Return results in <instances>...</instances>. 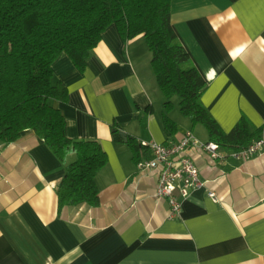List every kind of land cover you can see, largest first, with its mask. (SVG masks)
I'll use <instances>...</instances> for the list:
<instances>
[{"label": "crops", "instance_id": "0c3cea01", "mask_svg": "<svg viewBox=\"0 0 264 264\" xmlns=\"http://www.w3.org/2000/svg\"><path fill=\"white\" fill-rule=\"evenodd\" d=\"M170 21L207 82L202 102L220 128L229 132L241 117L260 128L264 0H171ZM52 70L53 83L68 91L66 101H52L67 135L97 139L107 154L96 174L99 204L58 209L65 165L31 129L0 141V264H264V152L213 160L191 149L204 184L174 218L168 201L154 196L156 171L137 169L128 134L166 143L191 130L200 141L213 140L182 114L178 96L167 112L177 130L166 134L165 97L143 34L124 41L112 23L84 71L64 52Z\"/></svg>", "mask_w": 264, "mask_h": 264}, {"label": "trees", "instance_id": "16d2710c", "mask_svg": "<svg viewBox=\"0 0 264 264\" xmlns=\"http://www.w3.org/2000/svg\"><path fill=\"white\" fill-rule=\"evenodd\" d=\"M171 0H0V141L18 140L31 129L65 165L56 191L58 209L99 204L97 172L107 154L97 139H74L53 100L66 101L67 88L53 83L52 63L66 53L84 71L101 33L114 23L124 41L143 34L151 65L165 97L163 125L168 136L176 122L167 114L178 96L179 108L192 122L205 126L210 139L239 148L259 135L241 117L223 131L202 102L207 82L179 41L171 21ZM133 159L144 153L141 142L126 135ZM74 159L68 162L70 154Z\"/></svg>", "mask_w": 264, "mask_h": 264}, {"label": "built area", "instance_id": "2783aa9c", "mask_svg": "<svg viewBox=\"0 0 264 264\" xmlns=\"http://www.w3.org/2000/svg\"><path fill=\"white\" fill-rule=\"evenodd\" d=\"M140 142L144 147V154L136 162V167L140 172L156 171L157 184L154 196L156 199L168 201V216L174 218L180 216L182 202L190 191L204 184L194 158L189 153L190 150L202 149L213 160L222 159L227 155L246 160L264 152V128L245 146L230 150H225L215 140L200 141L191 130L185 131L176 141ZM208 194L214 200L218 199L213 191H209Z\"/></svg>", "mask_w": 264, "mask_h": 264}, {"label": "water", "instance_id": "95a60500", "mask_svg": "<svg viewBox=\"0 0 264 264\" xmlns=\"http://www.w3.org/2000/svg\"><path fill=\"white\" fill-rule=\"evenodd\" d=\"M120 133H121L122 135H124V136L126 135V134H125L124 132H122V131H121Z\"/></svg>", "mask_w": 264, "mask_h": 264}]
</instances>
